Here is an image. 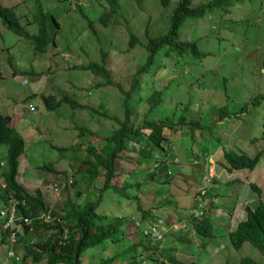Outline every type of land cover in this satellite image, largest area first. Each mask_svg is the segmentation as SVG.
I'll use <instances>...</instances> for the list:
<instances>
[{"label":"rangeland","instance_id":"rangeland-1","mask_svg":"<svg viewBox=\"0 0 264 264\" xmlns=\"http://www.w3.org/2000/svg\"><path fill=\"white\" fill-rule=\"evenodd\" d=\"M206 1L210 0H192L190 5ZM176 2L117 0V11L104 25L99 18L104 8L109 9L105 0H41L42 11L56 17L60 24L54 43L51 41L45 52L35 48L31 37L19 36L7 28L0 17V114L9 117L10 126L25 141L17 180L27 190H40L48 209L38 210V215L48 212L53 218L50 222L47 216L36 219L56 225L59 222L55 218L66 214L71 203L81 210L98 199V224L108 225L115 217L122 219L121 239L116 243L107 239L88 247L80 255L79 264H240L247 257L264 264V254L256 247L244 242L236 249L227 235L228 228L233 229L244 218L247 205H256L259 198L264 203V0H239L227 11L217 8L201 18H187L175 40H195L204 56L190 50L165 55L164 47L158 49L150 43L155 53L152 66L139 74L137 91L124 107L134 109L129 114L132 118L139 114L178 127L173 133L167 128L162 131L168 173L155 170L152 159L139 163L138 146L133 144L135 150H124L113 161L110 185L122 188L123 194L104 186L102 167L91 183L80 178L83 163L79 159L87 158L88 142H95L99 152V142L112 124L100 112L122 116V110L117 113V101L110 96L117 90L115 84L128 82L134 66L144 62L148 40L167 32ZM0 5L13 9L29 35L37 34L34 0H0ZM130 35L135 42H130ZM129 43L131 48L124 52ZM99 49L107 53L106 67L112 83L98 85L102 79L73 67L95 59ZM30 68L33 72L27 73ZM153 89H161L160 98L147 111L145 98ZM42 96L61 102L48 109ZM67 96L98 112L71 107L64 102ZM221 108L223 117L218 110ZM79 126L89 127L90 135L80 136ZM69 146L74 149L58 150ZM223 150L251 157L260 152V158L254 168L230 170ZM7 159L8 145L0 144L1 173L8 169ZM70 179L77 184L70 186ZM250 183L260 187V195ZM202 185L206 187L203 194ZM9 192L0 177V194L7 198ZM134 195L137 199L132 198ZM203 215L209 216L206 236L194 228ZM156 219L160 220L155 223ZM148 224L156 227L154 234L144 233L151 226ZM4 225L0 224V230L5 229ZM65 229L64 235L67 225ZM141 229L146 249L138 245ZM29 231L26 238L31 244L53 238L49 228ZM5 240L11 244L10 232L5 233ZM153 243L164 254H172L176 263L166 262L159 253L152 255L156 263L146 259ZM9 244L0 243V264H13L15 258L8 257ZM134 244L136 251L130 248ZM13 249L23 253L21 244L15 243ZM38 253L42 257L37 264H47L48 253L42 249ZM107 258H112L111 263ZM25 262L31 264L34 260L28 258Z\"/></svg>","mask_w":264,"mask_h":264},{"label":"trees","instance_id":"trees-1","mask_svg":"<svg viewBox=\"0 0 264 264\" xmlns=\"http://www.w3.org/2000/svg\"><path fill=\"white\" fill-rule=\"evenodd\" d=\"M105 1L108 4L109 9L104 8V13L102 16H100L99 20L104 25H107L108 22L106 19H108L109 16H113V13H115V11H117L118 9V5L117 0ZM235 1L239 0H210L200 3L197 6H191L190 4L192 0H177L170 16V24L167 32L163 35L157 36L155 38H150L148 40L149 43L148 45H146L147 49H145L146 52L143 64L140 66L135 65L133 71L131 72L129 81L117 82L115 84L117 87L115 94H110L113 102L114 99L115 101H117V106L119 107L117 113L122 110V116L119 117L118 114L111 115L107 111L100 112L102 116L111 119L112 124L111 127H109L107 130L109 134L105 133L103 135V138L99 142V152H97L94 148L95 142H93L94 146L91 142H88V146L86 148L87 158L82 157L83 159H79V161L83 163V169L80 174L81 180L91 183V181H93L97 176L101 174L99 168L102 167L104 169L103 174L105 176L104 186L113 187L116 191H119L121 194H123L124 191L122 188H117L113 185H110V180L114 176L113 161L117 156H121L124 153V150L130 148L131 150H135V145L138 146L139 154L137 156V161L139 163H146L147 161L152 159V161L155 162V165L153 166L155 170L159 168L165 173L169 172L166 165L167 155L165 153L164 145H162V142L164 143L165 140L162 131L167 128L170 133H173L178 129V127H175L171 122L168 123L152 118H141L139 114L132 118L129 116V114L131 112H134V109L131 108L130 110H128V108L124 107V103L131 95H133L137 91V77L139 76V74H141L143 71H146L152 66V58L155 53L150 43H152L153 46H156L157 48L165 46L166 49L163 52V54L165 55L174 50L177 53H182L184 51L190 50L192 54L196 56H204V52L198 49L195 40H175V37L178 36L179 27H181L184 21L189 17L201 18L207 11L210 12L213 9L217 8L227 11V9ZM34 2L37 10V14L34 17L38 29L36 35H29L21 27L19 19L15 15L12 8H5L0 5V17L3 19V23L6 24L7 28L12 30L19 36L22 35L25 37H31L33 39L35 48L40 52H45L48 44L51 41H53L54 43V38L60 30V24L56 17L42 11L43 9L41 0H34ZM161 3L162 5H166L165 2ZM77 9L82 16H86L82 13L83 7L81 10L79 9V7H77ZM87 21L91 23V20L87 19ZM130 42H135V37L133 35H130ZM130 48L131 44L129 43L126 51L124 52H127ZM98 52L100 53L95 59H90L88 63H76L73 67L77 69L87 70L98 77V79H102L103 81H97L96 84L98 85L112 83V78L106 67L107 53L100 49ZM132 59L135 58L132 57ZM157 68L158 67H156L155 69ZM26 72L32 73L33 69L30 68ZM148 75H150V73H148ZM119 92L123 95V97L119 94ZM160 94L161 89H153L151 92H149V95H147L145 98L147 104L145 110H152L153 106L158 102ZM116 96L117 99L115 98ZM42 99L48 109H52L61 102L59 100V102L54 103L53 97L51 96H42ZM64 102L69 104L71 107L77 105L79 107L88 108L90 112H98L88 105L76 104L75 101L69 96L65 98ZM218 110L222 112L221 116L223 117V108ZM77 128L78 134L80 136H82L83 134L90 135L91 133L89 127L79 126ZM262 136L264 137V121ZM0 144L8 145V169L2 173L0 172V177L3 178V183L9 189V194H12L20 202L17 207V215L20 214L22 215L21 217H26L29 219L28 224H23L22 234H16V244L17 246H20V244L22 245L23 253L21 252V260L13 259V264H27L25 260H27L28 258H32L34 260V262L31 264H37V262L42 257V254L38 253V249H42L43 251L48 253L47 264H56L58 262H64V264H79L80 255H82L88 247H96L107 239L115 241V243L121 239L123 232L120 228L122 224V219L120 217L111 219L112 222L108 225L97 223V221L100 219V216H98L100 214L96 212L95 208L99 199L96 202H91L83 205L81 210H78V205H76L75 203H71L70 209L65 212L66 214L63 213V215L59 217L62 222L55 223L56 225H46V223H40L38 219H36L37 215L39 214L38 210L46 211L48 209L44 200L42 199L40 190H27L22 186V184H19V181L17 180L19 157L25 152V141L10 126L9 117L2 114H0ZM69 147H59L58 150L60 152H63L68 149H74L73 147ZM154 150L156 152V155L152 156V152ZM160 153H162V156H158V154ZM223 158L228 164V168L230 170L240 168H254L260 158V152L251 157L246 153H238L234 150H223ZM2 166L3 165L0 164V168ZM44 167L47 169H51L49 166ZM165 168L167 171H165ZM78 172L80 173V171ZM76 184L77 181L72 180L71 185H69L75 186ZM202 187H204L205 193L206 187L203 185ZM250 187L254 189L259 195L261 194V189L257 185L250 183ZM8 197L6 198V195L0 194V202H4L2 204L8 205ZM132 198L137 199L136 195H134ZM22 201H24V205L21 204ZM65 206H67V203H65ZM201 217V221L194 224V228L195 231L199 233V235L206 236L207 232L210 230L209 216L203 215ZM67 221L69 224H67ZM21 222H23V219H21ZM66 225L68 235L67 233L64 235V231H66ZM29 227H32L34 230L49 228L53 231V238L31 244L26 238V234L31 233L29 231ZM143 229H141V238L138 245H142L144 249H146L147 246L145 245L143 240V238L145 237L142 232ZM6 232L10 231L5 230L4 232H2L0 243L9 244V241L5 240ZM227 235L230 240V244L234 248L238 249L244 242H248L264 254V203L260 198L256 205H248L246 207L245 217L238 221L235 228L227 233ZM151 246L152 252L146 255V259H149L150 261L156 263L157 258L153 257L152 255H154L155 253H159V257L166 258V262L176 263L172 254H164L165 252H161L154 243ZM131 247L136 251L137 244L131 245L130 248ZM56 249H58V251H56ZM106 260L111 263L112 258H107ZM161 263L163 264V261H161ZM221 264L229 263L223 262ZM240 264L259 263L247 257L242 258L240 260Z\"/></svg>","mask_w":264,"mask_h":264},{"label":"built area","instance_id":"built-area-1","mask_svg":"<svg viewBox=\"0 0 264 264\" xmlns=\"http://www.w3.org/2000/svg\"><path fill=\"white\" fill-rule=\"evenodd\" d=\"M30 109L34 110V106L31 104L30 105ZM71 181V179H70ZM200 193L203 194L204 193V187H200ZM8 205H5L4 207L0 208V217L2 218V221L0 224H5L3 230H0V238L2 237V232H4L5 230H9L11 233V244H9L7 246V250H8V257H14L15 259H20L21 258V254H18V252H16V250L13 249V245L16 243V234H18V229L23 228V224L26 225L29 223V219L28 218H23V222H21L20 216H17V207L20 204V202L18 201V199L16 197H14L12 194H9L8 197ZM22 205H24V201L21 202ZM41 216L42 218L46 217L49 219V222L51 220H53V218L51 217V215L48 212H43L41 215H37V217ZM58 222H60L59 218H55ZM160 219H156L154 222L156 223L157 221H159ZM153 222V221H152ZM151 225V224H148ZM156 227L151 225L149 228H147L148 230L145 231V234H154V229ZM33 229L32 227H29V230ZM162 232H160L161 234ZM22 234V233H21Z\"/></svg>","mask_w":264,"mask_h":264},{"label":"crops","instance_id":"crops-1","mask_svg":"<svg viewBox=\"0 0 264 264\" xmlns=\"http://www.w3.org/2000/svg\"><path fill=\"white\" fill-rule=\"evenodd\" d=\"M247 206H248V205H247ZM244 217H245V216H244ZM238 221H239V220H238ZM234 228H235V227H234ZM234 228H233V229H234ZM233 229L228 228V233H229L231 230H233ZM19 233H20V232H19Z\"/></svg>","mask_w":264,"mask_h":264},{"label":"clouds","instance_id":"clouds-1","mask_svg":"<svg viewBox=\"0 0 264 264\" xmlns=\"http://www.w3.org/2000/svg\"><path fill=\"white\" fill-rule=\"evenodd\" d=\"M37 32H38V29H37ZM16 34V33H15ZM18 35V34H17ZM21 36V35H20ZM155 38V37H154ZM165 49H166V47L165 46H163ZM160 48H162V47H160ZM160 48H158V49H160Z\"/></svg>","mask_w":264,"mask_h":264}]
</instances>
